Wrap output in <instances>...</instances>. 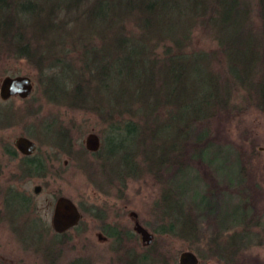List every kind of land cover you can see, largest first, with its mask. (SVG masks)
Segmentation results:
<instances>
[{
    "label": "trees",
    "instance_id": "1",
    "mask_svg": "<svg viewBox=\"0 0 264 264\" xmlns=\"http://www.w3.org/2000/svg\"><path fill=\"white\" fill-rule=\"evenodd\" d=\"M254 8L244 0H0V62L22 60L32 71L27 74L34 82L31 99L42 97L99 119L102 144L95 153L79 146L78 152L97 158L102 152L106 159L120 154L111 183L124 187L126 178L137 172L131 164L137 159L155 182L169 185L173 180L174 187L163 189L153 204L164 221L153 232L187 241L199 256L197 264L214 251L220 264H235L246 235L235 230L248 216L237 204L228 212L229 226H219L218 231H229L222 243L214 238L204 254L191 245L197 225L186 205L202 212L210 192L204 185L201 195L193 190L188 196L193 178H188L192 169L187 162L214 168L219 158L205 127L233 106L228 98L232 92L243 87L245 97L256 98L254 107L264 111V0H255ZM252 15L259 23L254 33L246 24ZM198 27L209 32L225 72L210 67L216 51L188 48ZM11 116L0 104V128ZM60 125L52 119L42 128L60 153H70V129ZM28 135L37 136L32 131ZM3 150L11 158L17 155L9 147ZM45 167L34 155L22 156L17 169L28 178H42ZM101 229L123 264H175L157 239L136 246L133 230ZM64 234L54 233L60 245ZM126 242L131 247L125 248Z\"/></svg>",
    "mask_w": 264,
    "mask_h": 264
},
{
    "label": "rangeland",
    "instance_id": "2",
    "mask_svg": "<svg viewBox=\"0 0 264 264\" xmlns=\"http://www.w3.org/2000/svg\"><path fill=\"white\" fill-rule=\"evenodd\" d=\"M245 1H248L252 10L255 9V0ZM246 24L251 33L257 31L259 26L254 15ZM213 45L209 32L198 27L193 30L188 48L210 53L216 51L217 55L210 67L214 72H225L223 56ZM257 50H254L255 53ZM28 73L32 74V71L24 65L22 60L0 62V77L27 76ZM32 83L34 84L33 80ZM33 89L34 87L32 92ZM29 96L26 102L14 96L9 97V100L5 102L0 100V104L12 115L8 125L0 128L1 243H6L13 235L10 236L11 233L6 232L9 227L6 223L3 224L4 220H1L3 189L10 187L33 198L38 214L32 213V216L38 215L41 218L40 221L46 224H49V209L55 197L59 195L67 197L77 207L80 213L79 223L75 229H67L62 245L58 244L59 238L54 237L50 228L47 229L45 237H51L53 242V264H69L73 259H81L84 264H123L117 259L120 253L111 249L112 239L104 238L101 228L114 226L121 230L132 231L133 219L128 217L131 211L134 212L138 224L151 234L152 241L157 239L159 246L164 247L163 251L167 250L168 256L172 257L175 264H177V254L179 255L183 250L194 252L199 259L197 252L190 249L187 241H180L164 234L156 235L153 232L164 223L160 221L159 212L155 211L153 204L159 200V193L163 189L174 187L173 180L169 182V185L164 184V181L155 182L153 176L147 174L144 165L137 159V163L136 161L131 163L136 166L137 172L126 178L124 187L119 186L118 181L111 183V178H115L112 175H115L120 168L118 164L120 154H117L115 158L106 159L102 152L98 154L100 158L90 153L82 155L78 152L79 147L84 148V138L88 133L95 134L98 137V145L102 144V136L99 133L104 125L99 119L85 111H70L63 106H57L56 103H48L42 97L34 100ZM245 96H247L246 89L243 87L238 92H232L228 98L229 104L233 106H229V110L224 113L218 114L217 118L211 120L205 127L209 133V140L214 143V148L211 150L215 151L219 158L213 161L214 168H207L200 162H187L192 169L188 172V178H193L189 183L188 196H191L193 190L201 195V192L205 191L204 185H209L207 192L210 193H206L209 197L206 209L211 212L207 213L206 209L200 212L190 204L186 206L189 214L194 216L197 225V232L191 245L204 254L208 252V246L213 245L214 238L219 237L217 241L220 243L224 241L229 231L220 232L219 226L222 229L229 226L228 212L238 204L240 206L238 211L244 210L248 216L245 225L235 226L236 231L243 229L246 233L235 264H264V111L254 107L256 98ZM52 119L57 120L60 126L70 129V137L73 141L70 153L64 151L60 153L61 150L47 138L42 125L49 123ZM31 131L37 135L36 139L28 135ZM21 136H26L27 139L35 142L36 151L32 156L37 155L46 164V172L42 178L34 177L33 179L25 175L20 177L24 174L17 169L20 165V157L11 160L2 151L4 146L11 148L13 139ZM216 167L222 169L213 170ZM161 174L164 178L166 177L163 173ZM170 174L172 172H169L168 176ZM35 184H38L41 190L37 195H33L30 191ZM19 234L22 233L19 232ZM26 236V240L22 241L24 244L34 241L30 232L27 231ZM136 238L134 243L137 246L140 242L137 236ZM129 247L131 243L126 242L125 248ZM55 251L58 252L57 255ZM136 251H138L137 248ZM215 252L211 253L212 257H208L204 264L222 263ZM29 256V259L33 257L34 264H42L39 263L40 255L37 258L35 254Z\"/></svg>",
    "mask_w": 264,
    "mask_h": 264
},
{
    "label": "flooded vegetation",
    "instance_id": "3",
    "mask_svg": "<svg viewBox=\"0 0 264 264\" xmlns=\"http://www.w3.org/2000/svg\"><path fill=\"white\" fill-rule=\"evenodd\" d=\"M5 147L6 146L2 148V151L4 152V154L7 155V153L3 150ZM35 147L32 154L27 156L24 154H20L15 149L16 147L12 142L11 149L14 150L17 154L16 157H12V158H17V157L22 158V156L31 157L36 151ZM8 157L12 160L10 156ZM24 175L25 174H23L22 176L20 175V177H23ZM34 177L37 176H33V179ZM35 186L39 187L36 192L33 191ZM30 191H32L33 195H37L41 192L40 186L38 184H35ZM3 194H4L2 201L3 216L1 215V220H4V223L3 222L2 223L3 224L6 223L8 225L7 227H9L8 231L6 232L7 233L10 232L11 233V234L9 233L10 236L12 234L14 236L12 235L13 237L11 236L10 240L6 241V243L0 242V264H23V263L34 264L33 257L29 259L30 257L29 255H34V254L36 255V258L37 256L39 257L40 255L39 263L41 262L42 264L45 263L53 264L52 263L53 242L51 241V237L50 238L48 236L45 237V235L47 234V229L49 228L51 232L54 234V232L52 231L50 219L52 217V209L56 197L53 199V202L49 209L50 211V218L48 219L49 224H46L40 221L41 218L38 215L32 216V213L38 214V208L36 203H34L33 198L30 197V195L26 193L23 194L22 192H18V190H16L15 188H10V187L3 189ZM77 223H79V219ZM27 231L32 234L34 241L27 242L24 244L22 241L26 240ZM19 232H21L22 234H19Z\"/></svg>",
    "mask_w": 264,
    "mask_h": 264
},
{
    "label": "water",
    "instance_id": "4",
    "mask_svg": "<svg viewBox=\"0 0 264 264\" xmlns=\"http://www.w3.org/2000/svg\"><path fill=\"white\" fill-rule=\"evenodd\" d=\"M32 80L30 77L18 75V76H2L0 77V100L7 101L9 97H16L20 99H27L32 92ZM15 149L24 155H31L34 151L35 142L27 139L26 136L15 137L13 139ZM98 137L95 134L88 133L84 138L83 147L90 153H95L99 146ZM39 187L35 186L33 191H37ZM71 199L67 197L58 196L55 198L54 206L52 209V217L50 219L52 231L57 233H65L68 228H73L77 225L80 213ZM133 219L132 230L139 238V242L142 245L149 246L152 242L151 234L146 229L138 224L134 212H129V216ZM198 257L194 252L183 250V252L177 254V264H197Z\"/></svg>",
    "mask_w": 264,
    "mask_h": 264
}]
</instances>
